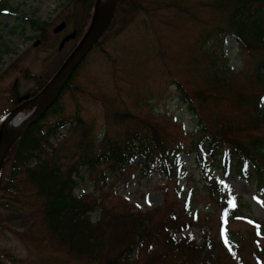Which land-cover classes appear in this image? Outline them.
I'll list each match as a JSON object with an SVG mask.
<instances>
[{"label":"rangeland","instance_id":"374dc122","mask_svg":"<svg viewBox=\"0 0 264 264\" xmlns=\"http://www.w3.org/2000/svg\"><path fill=\"white\" fill-rule=\"evenodd\" d=\"M137 1L147 12L137 10L131 22L124 25L123 21L131 15H120L101 36L102 46H96L86 55L72 87L59 100L66 117L79 114L81 120L92 126L91 136L95 139L102 138L104 129L110 126L109 132H117L116 127L109 124L111 118L106 113V108L111 106L120 112L128 111L140 120L154 121L186 151L195 119L178 99L174 83H181L189 93L205 88L206 69L214 56L217 57L214 69L224 65L229 71L237 72L232 82L247 83L256 58L243 52L234 37L224 38L220 46L214 36L207 39L206 35H199L223 21L221 16L218 15L222 19L219 22L212 14L210 0H189L185 13L163 5L183 0ZM157 2L162 4L157 5ZM3 3L16 9L17 15L44 22L46 26L44 34L39 35L25 19L0 15V36L5 46L0 55V123L14 110L15 96L22 98L37 90L58 70L62 59L75 46V35L85 25L82 21L87 12V3L77 0H0V4ZM61 23L65 27L54 33ZM226 105L228 107L227 102ZM28 111L23 112L24 116ZM226 112L224 120L231 123L233 118L240 121L244 117L239 118L238 112L229 107ZM55 139L50 142L56 147L65 142L60 151L65 170L72 163L77 140L66 134L65 129L60 130ZM191 159V155L181 154L188 177L177 182L161 178L156 166L150 169L148 176H142L138 166L127 164L113 172L103 163L91 172L83 168L76 177L78 184L74 194L97 199L99 210L91 214L93 223L99 222L101 213L107 210L122 213L129 209L133 213H144L164 202L173 203L178 209L186 205L191 211L187 216L190 218L194 213L197 218L187 232L174 233L175 240L190 233L198 244L216 240L219 221H229V239L234 234L241 244L246 240L242 256L248 264H264V237H251L254 231L251 220L264 229V197L257 195L255 184L225 179L214 173L215 179L220 178L221 190L211 193L210 188L198 180L189 162ZM11 163L7 157L0 168V264H11L8 256L20 261L19 264H84L68 257L54 241L47 242L43 238V224L34 198L26 200L22 194H15L16 190L4 188L10 181L18 188L27 186L23 169L13 176ZM224 197L229 203L225 206L220 201ZM16 210H22L26 217L30 214V218L23 222L10 218ZM255 248L261 252L260 258L252 256ZM222 252V259L229 261ZM131 255L141 257L142 251L135 249Z\"/></svg>","mask_w":264,"mask_h":264},{"label":"trees","instance_id":"16d2710c","mask_svg":"<svg viewBox=\"0 0 264 264\" xmlns=\"http://www.w3.org/2000/svg\"><path fill=\"white\" fill-rule=\"evenodd\" d=\"M80 1L87 3V12L82 21L85 25L75 35V46L86 32L98 0H77ZM117 2L116 13L108 29L118 21L120 15H131L127 21H123L124 25L131 22L137 10L147 12L140 1ZM187 2L189 0L163 5L179 8L180 12L185 13ZM159 4L162 3L157 2ZM210 7L212 14L220 19L219 22L223 21L213 26L215 28L212 30L201 31L199 35H206L207 39L214 36L220 46L224 38L232 36L243 52L254 55L256 59L247 83L232 82L237 72L229 71L224 65L214 69L216 56L206 69L207 78L203 80L204 86L207 85L205 88L189 93L181 83H174L178 99L195 119L186 151L181 150L179 144L166 134L165 128L154 121L140 120L128 111L120 112L111 106L106 108V113L111 118L109 124L115 126L117 132H109L110 126L108 130L104 129L105 133L100 139L91 136L92 126L81 120L79 114L66 117L59 99L72 87L84 60L57 101L27 128L7 154L12 162L11 174L15 176L23 169L27 186L18 188L10 181L4 188L16 190L15 194H22L26 200L35 199L43 224V238L47 242L57 243L68 257L84 264H248V260L242 256L246 240L241 244L234 234L229 239L228 231L226 237L221 238L219 228L216 240L204 244H198L191 234L175 240L174 233L187 232L196 221V215L187 216L190 210L186 207L178 209L173 203L164 202L160 207L144 213H133L127 208L122 213L104 209L99 222L93 223L91 214L99 210L97 199L74 194L80 170L85 168L89 172L102 163L112 172L126 164L138 166L142 176H148L150 169L156 166L161 178L180 181L188 177L187 167L180 160L181 154L185 153L192 156L189 162L193 164L198 180L209 187L211 193L221 190L220 178L213 177L217 173L225 179L254 183L257 195L264 197V0H210ZM2 14L25 19L7 3L0 4ZM25 21L39 35L44 34L46 23L31 19ZM102 44L100 40L95 47ZM4 49L0 36V55ZM65 59H62L61 65ZM49 80L27 94L30 97L37 95ZM18 98L15 96L13 103ZM226 102L229 108L238 112L239 118L244 115L240 121L234 118L232 123L224 120V117L227 118ZM62 129L77 140L71 155L72 163L65 170L61 163L63 156L60 155L65 142H61L59 147L50 142L58 137ZM31 161L32 165H28ZM178 199L180 201L181 197ZM220 201L225 206V197ZM29 216L26 217L22 210H16L10 218L23 222ZM255 235L264 237L260 224L254 226L251 237ZM247 245L250 246L251 241ZM135 249L142 251L141 257H131ZM222 251L230 258L229 261L222 259ZM258 254H261L259 249L252 250V256L260 258ZM8 257L11 264H19L20 261Z\"/></svg>","mask_w":264,"mask_h":264},{"label":"water","instance_id":"95a60500","mask_svg":"<svg viewBox=\"0 0 264 264\" xmlns=\"http://www.w3.org/2000/svg\"><path fill=\"white\" fill-rule=\"evenodd\" d=\"M117 1L118 0H105L101 4L97 2L98 5L95 14L93 15V19L85 35L57 71L56 75L47 84L46 88L36 95V97L34 96L29 99L28 96H24L20 98L19 101L24 100V102L20 103L13 111L9 112V115L5 118L0 127V166L5 161L11 147L17 142L27 128L37 122L49 107L55 103L63 87L73 76L76 68H78L80 63L110 25L116 13ZM64 27L65 24L61 23L55 28L54 33L59 32ZM27 109H31V111L24 117L22 123L15 127H11L9 125L10 122L18 114Z\"/></svg>","mask_w":264,"mask_h":264},{"label":"bare ground","instance_id":"6f19581e","mask_svg":"<svg viewBox=\"0 0 264 264\" xmlns=\"http://www.w3.org/2000/svg\"><path fill=\"white\" fill-rule=\"evenodd\" d=\"M103 1L105 0H100V2H98L99 4L103 3ZM24 112V111H23ZM23 112H21L20 114H18L11 122H10V126L11 127H15L17 125H19L20 123H22V121L24 120V114Z\"/></svg>","mask_w":264,"mask_h":264}]
</instances>
